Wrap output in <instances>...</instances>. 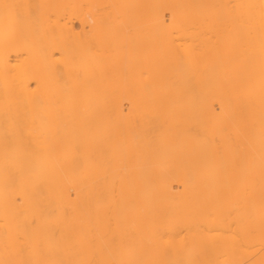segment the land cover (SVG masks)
I'll use <instances>...</instances> for the list:
<instances>
[{
    "label": "bare ground",
    "instance_id": "obj_1",
    "mask_svg": "<svg viewBox=\"0 0 264 264\" xmlns=\"http://www.w3.org/2000/svg\"><path fill=\"white\" fill-rule=\"evenodd\" d=\"M0 264H264V0H0Z\"/></svg>",
    "mask_w": 264,
    "mask_h": 264
},
{
    "label": "rangeland",
    "instance_id": "obj_2",
    "mask_svg": "<svg viewBox=\"0 0 264 264\" xmlns=\"http://www.w3.org/2000/svg\"><path fill=\"white\" fill-rule=\"evenodd\" d=\"M128 106H129V105H128ZM71 192H72V194L74 193V191H73V190H72Z\"/></svg>",
    "mask_w": 264,
    "mask_h": 264
}]
</instances>
